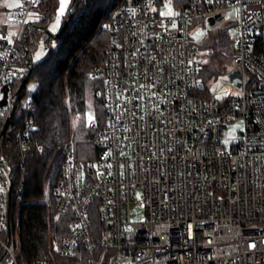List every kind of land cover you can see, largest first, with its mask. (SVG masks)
<instances>
[{"label":"built area","instance_id":"2783aa9c","mask_svg":"<svg viewBox=\"0 0 264 264\" xmlns=\"http://www.w3.org/2000/svg\"><path fill=\"white\" fill-rule=\"evenodd\" d=\"M41 2L2 14L0 91L20 70L18 42ZM6 26L17 27L11 40ZM230 27L240 94L217 100L190 32ZM101 30L105 59L91 77L103 82L105 123L92 158L76 160L67 145L52 196L69 234L51 239L54 253L76 264H264V0H121ZM37 96L28 91L14 130L23 149ZM234 122L242 130L226 146ZM23 184L0 164V264H49L16 255L10 208Z\"/></svg>","mask_w":264,"mask_h":264},{"label":"trees","instance_id":"16d2710c","mask_svg":"<svg viewBox=\"0 0 264 264\" xmlns=\"http://www.w3.org/2000/svg\"><path fill=\"white\" fill-rule=\"evenodd\" d=\"M72 1L68 18L63 20L56 37L49 34L55 47L42 60L28 65L39 32L47 30L59 4V0H42L38 9L42 18L29 24L18 42L22 71L2 88L0 99V158L10 166L14 186L21 178L24 180L23 195L19 200L12 198L10 208L12 232L13 218L18 216L16 255L24 260L45 259L49 264H76L74 256L60 257L52 249L53 237L69 234V216L64 213L55 219L51 190L59 181L65 147L70 140L76 160L85 161L95 154L93 140L97 129L105 123V105L103 82L92 78L91 72L105 59L108 36L101 30V22L121 0L110 3L111 0H74L73 4ZM1 27L0 23V41ZM231 40L229 34L220 29L207 33L198 42L211 57V61L204 60L200 68L204 85L226 70L224 59L232 55ZM30 80L36 82L38 96L34 101V129L23 149L14 135L26 114L18 109L17 98L23 95L25 84ZM89 111L94 119L87 122ZM92 123L97 128H92ZM92 224L98 225L97 217H93Z\"/></svg>","mask_w":264,"mask_h":264},{"label":"rangeland","instance_id":"374dc122","mask_svg":"<svg viewBox=\"0 0 264 264\" xmlns=\"http://www.w3.org/2000/svg\"><path fill=\"white\" fill-rule=\"evenodd\" d=\"M20 0H1L0 1V18L2 17V14L6 11V10H11V9H15L17 7V5L19 4ZM71 0H64V5H63V13H61V0H59V4L58 7L56 9V12L53 15V20L49 23V25H47V30L45 32L40 31L39 32V36L36 38L37 41V46L34 48L33 51H31V53L29 54L30 60L32 63H36L39 62L40 60H42L47 54L48 51L51 48H54L56 43L54 41V39L49 35H55L57 30L61 27V24L63 22V20H67L68 18V9H69V4H70ZM112 2L109 1V3ZM42 18V15L39 12H34L32 13L29 17H28V21L31 24H34L36 22H38L40 19ZM6 34H7V39L11 40L12 35L17 33V27L15 26H6L5 28ZM229 32V33H228ZM227 33L229 34V36H231V38L235 35V32L233 30L232 27L229 28V31ZM191 36L194 38V40L197 42V40H202V38L200 36H197V33L194 34V31L192 30L190 32ZM203 35L206 36L207 33L203 32ZM49 38V39H47ZM232 42V55L231 56H227L225 57L224 61L226 62L225 67L226 70L224 71L223 74L212 78L211 80H209L207 82L208 84V91L209 93L215 97V99L217 100H222L225 97H229V96H234V95H238L240 94V89L237 88L234 83L228 78L227 74L231 69H234L235 63H234V41L231 40ZM203 49V48H202ZM205 49H203L204 51ZM209 51L207 52V50L204 51L203 54V59L206 60L207 59V63L211 61V57L209 58ZM16 59L19 61V64H21V57L17 56ZM205 63V62H204ZM203 63V64H204ZM203 64H201L200 68L203 66ZM22 70L20 69L19 72L17 74H20ZM16 74V75H17ZM15 75V76H16ZM14 76V77H15ZM37 87L36 82H33L32 80L28 81L25 84V92L23 93V95H21L19 97V99L17 98V105H18V109H25L26 108V102L28 100V91L29 90H33ZM4 88V86L2 87ZM3 96V89L0 91V99ZM93 113L92 111L88 112L87 115V119L86 121L89 122L91 120L94 119L93 117ZM242 130V123L241 122H234V123H230L227 128L225 129V131L223 132L222 135V143H224L226 146H229L231 143L235 142L240 134L239 132H241ZM66 148L65 147V151L64 154L66 152ZM1 160V158H0ZM83 161V160H81ZM51 197L53 199L52 196V190H51ZM132 207L137 208L138 210L140 209L139 204L135 201L132 203ZM14 229L12 232V240L15 243V249L18 251V242H19V237H18V216L17 214L14 216ZM0 237H2V239L7 242V235L6 233L4 235L0 234Z\"/></svg>","mask_w":264,"mask_h":264},{"label":"water","instance_id":"95a60500","mask_svg":"<svg viewBox=\"0 0 264 264\" xmlns=\"http://www.w3.org/2000/svg\"><path fill=\"white\" fill-rule=\"evenodd\" d=\"M74 3V0L72 1V4ZM46 31V30H45ZM53 37H56V34L55 35H52ZM26 55V53H25ZM31 64V61H28V65ZM228 78L234 83L236 84L237 86L240 84V81H239V73L237 71H230L228 74H227ZM0 164H5V162L3 160H0Z\"/></svg>","mask_w":264,"mask_h":264},{"label":"snow or ice","instance_id":"6c2138e0","mask_svg":"<svg viewBox=\"0 0 264 264\" xmlns=\"http://www.w3.org/2000/svg\"><path fill=\"white\" fill-rule=\"evenodd\" d=\"M63 5H64V0H61V10H60L61 13H63V10H64V9H63Z\"/></svg>","mask_w":264,"mask_h":264}]
</instances>
